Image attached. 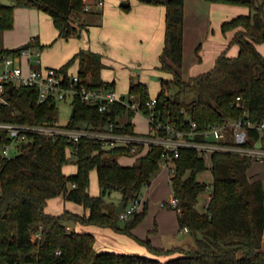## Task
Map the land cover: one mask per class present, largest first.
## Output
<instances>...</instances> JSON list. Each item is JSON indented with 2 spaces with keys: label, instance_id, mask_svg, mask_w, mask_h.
Segmentation results:
<instances>
[{
  "label": "trees",
  "instance_id": "trees-1",
  "mask_svg": "<svg viewBox=\"0 0 264 264\" xmlns=\"http://www.w3.org/2000/svg\"><path fill=\"white\" fill-rule=\"evenodd\" d=\"M15 1L13 6L0 0V32L14 28L15 8L19 5L37 7L47 13L60 38L81 37L87 27L82 20L87 13L85 0ZM138 1L166 7L165 46L158 69L171 78L160 77L155 112L162 119L171 118L174 125L181 127L188 116L203 129L222 124L225 119L245 118L248 112L252 121L264 122V55L257 47L264 43V0H207L247 7L250 12L221 25L224 34L235 31L229 47L237 44L238 55L221 53L213 68L189 81L183 78L185 0ZM123 9L129 11L131 7ZM29 48L43 50L45 46L35 37ZM22 51V48L9 50L0 46L1 53L17 55ZM76 63H79V76L91 87L115 89V82L102 78L106 65L101 54L81 50L58 69L67 76ZM193 85L198 95L187 101L185 95ZM129 94L147 114L152 101L148 86L132 78ZM38 96L35 88H8L9 105L0 104V121L60 123L58 102L51 99L38 103ZM73 107L75 113L68 121L71 127L83 120L104 125L125 111L123 105L115 104L111 112L102 113L79 97ZM134 116L135 112L131 111L130 117ZM133 129L131 122L125 126L126 131ZM252 134L255 138L256 132ZM7 142V133L0 131V149ZM164 154V148L156 146L137 158L135 164L124 166L118 159L130 156L126 148L104 149L93 141L72 144L65 138L53 140L45 136H35L23 144L15 157L5 158L0 154V264H264V184L249 174L252 162L248 158L220 153L211 157L214 183L205 211H200L198 204L209 186L199 182L197 174L207 169V160L193 149H183L178 158L171 160L179 227L196 236L195 247L190 250L156 248L149 238L141 239L134 234L147 214V202L125 226L119 225L116 209L105 210V198L112 191H120L125 204L139 197L161 170ZM71 164L77 165V172L66 174L64 168ZM92 170L98 174V196L90 193ZM188 172L190 175L186 176ZM60 196L89 212L65 210L59 215L46 212L48 201ZM164 206L172 207L167 202ZM71 224L110 228L133 238L155 257L99 252L96 237L70 230ZM177 253L180 255L166 261L159 259Z\"/></svg>",
  "mask_w": 264,
  "mask_h": 264
},
{
  "label": "built area",
  "instance_id": "built-area-1",
  "mask_svg": "<svg viewBox=\"0 0 264 264\" xmlns=\"http://www.w3.org/2000/svg\"><path fill=\"white\" fill-rule=\"evenodd\" d=\"M98 5L103 7L104 0H99ZM38 55L34 54L31 48L23 49L17 55L0 52V104L9 105L6 97L8 88H35L39 93L38 103L54 99L57 102L70 100L73 104L79 97L84 104L97 108L102 113L111 112L115 104L123 105L125 111L104 125H95L86 120L74 127L68 126V122L30 124L0 121V131L7 133L9 137V142L3 144L0 149L1 156L5 158L15 157L20 153L21 146L30 142L33 137L45 136L53 140L65 138L72 144L93 141L104 149L126 148L130 156L137 158L160 146L165 150L162 161L165 168H168L173 158L180 156L183 149L196 150L201 157L209 161L218 153L234 154L254 162L264 161V122L252 121L248 112L245 113V118L225 119L222 124L210 125L203 129L186 116L182 126L177 127L171 118L164 120L155 112L156 99H152L148 104L149 112L144 114L140 102L135 100L133 95L121 97L115 89L91 87L78 73L70 72L66 76L58 68H43L38 60H31L33 56ZM34 64L40 67L34 68ZM131 111L135 112V116L139 112L142 113L147 122V131L136 130L132 121L135 116L130 117ZM129 122L134 126L131 132L125 130ZM253 132H256L255 138ZM145 202L142 194L133 199L122 209L120 219L133 218L143 210ZM170 204L176 208L178 200L174 198Z\"/></svg>",
  "mask_w": 264,
  "mask_h": 264
},
{
  "label": "rangeland",
  "instance_id": "rangeland-1",
  "mask_svg": "<svg viewBox=\"0 0 264 264\" xmlns=\"http://www.w3.org/2000/svg\"><path fill=\"white\" fill-rule=\"evenodd\" d=\"M1 1L6 5H13V6L16 5L15 0H1ZM105 1L106 4L110 3L127 13L131 12L133 8L131 4L130 5L131 9L129 11H125L123 9L122 3L127 2V0H121L118 4H116V2L112 0H105ZM194 1L197 2V0ZM191 9H192V13L198 12L199 13L198 17H201L200 19L198 17H194V19L198 18V20H196L195 22L192 20L191 22V27H193L195 30L196 28L194 26L200 25L201 27L204 25L203 20L207 15V12L204 10V8L200 9V5H198V3L196 4L194 3ZM103 10L104 7H100L98 4L94 5L93 12H90L89 14L86 13L82 16V20L87 24V27L82 31L81 37L73 36L69 38L70 39L69 40L66 38L59 37L58 33L55 31L56 28L55 25L53 26L51 22L49 23L50 18L49 16L45 17L44 14L47 13H45L44 11L38 9L37 7H30L25 5L16 6L14 28L11 30L0 32V46L9 50L19 49L29 44L33 38L41 35L42 41H48L52 39L50 45L45 46V48L43 49V51H49L47 55L45 53L43 54L42 56L43 62L47 60L46 58L48 59L53 58L54 62H57L56 61L57 59L60 61L61 57L62 58L66 57L64 54L69 52L70 49H72L73 47L72 45L74 43L72 42V40L81 41L85 35L91 34V31H89L91 26L88 28V24L102 23L101 21H102ZM192 24H194V26ZM219 31H220V36H218L217 33L218 31L214 29L209 31L207 36L204 33H201V37L197 40L198 43L202 44L199 50V53L201 52V56H204L203 55L204 53L207 52L213 53L214 51H216V47H217L216 45L217 43H220L219 40L222 39L221 35L223 34V32L220 29ZM195 33L196 32H194V34ZM67 40L69 41L68 45H66ZM257 47L259 51L264 55V43L258 44ZM197 48L192 49L191 52L189 51V53L187 52L186 54V64L185 66H183V78L186 81H189L194 76V74L197 73V71H199L200 66L201 68L205 67L206 62H204V60L203 62L199 61L201 56L197 54ZM226 51L229 56H237L239 53V46L235 44L229 47L228 44V48L225 49L223 52ZM31 60L33 62H36L37 60L36 56H33ZM193 65H196V67ZM117 69L108 68L107 71L102 70V75L103 78L115 77L117 81L116 84L117 88L121 89V91H124V89H127V87H125L126 81L128 79L126 77L127 74L119 73ZM128 69L133 74L132 78L135 81H139L141 78H145V75L148 77L149 79L148 88L151 97H156L159 94L160 75L157 73V71H151V73L146 72V74H144L141 68L128 66ZM113 70L114 72H112ZM197 95H198V89L195 85H193L190 87L189 91L185 95V99L189 101L196 98ZM57 106L60 110L59 112H60L61 122L62 123L68 122L70 119L69 117L71 115V112L73 110L72 102L70 100L64 102H58ZM132 121L137 131L140 132L147 131V122L143 117L142 113L139 112L133 118ZM13 154L15 153L13 152ZM118 160L124 166H131L135 164L137 157L134 156L120 157ZM251 162L252 163L249 169V174L261 179L264 184V161H259V162L251 161ZM173 167H174L173 164L170 163L168 165V168H165L164 163H162L161 170L152 179L151 184L149 186H145L142 189V195L146 197V202L148 203V211L145 218L139 223V225L134 229L133 232L134 234H136V236H138L141 239L149 238L152 241L153 246H155L156 248L169 250V249L184 247L186 248V250H190L192 248H190L189 246L195 247L196 236L190 232H186L184 229L183 230L176 229L172 231L171 228L172 226H174L173 224L176 220L177 211L174 207H167L163 205L165 202L170 203L174 199V191L171 184V175L173 172ZM75 168L76 167H71L68 170L73 171ZM189 175L190 172L186 174V176ZM197 180L199 182L206 183L209 186V189L200 196L199 204H198L199 210L205 211L209 201V196L212 192V186L214 183V175L212 171L211 161L207 160V169L197 174ZM99 190L100 187H99L97 171L92 170L90 173V192L92 195L98 196ZM0 194H1V187H0ZM122 199L123 196L120 191H112L111 194H109L105 198V210L106 211H109L110 209L115 210L122 203ZM68 206L69 207L73 206V204L69 205L68 203ZM129 220L120 219L119 225L125 226V224ZM160 223L161 225H163L162 228L164 229L163 232L161 233L158 232L157 230ZM98 235L100 237L99 241L101 242L102 235L100 234ZM120 235H123V237L125 236L126 239L123 238L119 239L117 243L120 242L119 243L120 245L115 246L113 252L117 251L119 253H131V252L142 253L143 250H145L146 253H148V255L151 254L145 246L139 244L133 238L124 234H120ZM99 246L100 243H98L97 245L98 249ZM169 257L170 256H162L161 258L165 260V259H169Z\"/></svg>",
  "mask_w": 264,
  "mask_h": 264
},
{
  "label": "crops",
  "instance_id": "crops-1",
  "mask_svg": "<svg viewBox=\"0 0 264 264\" xmlns=\"http://www.w3.org/2000/svg\"><path fill=\"white\" fill-rule=\"evenodd\" d=\"M99 1V0H98ZM97 0H85L86 3V12L89 14L93 12L94 5L98 4ZM118 4L121 0H112ZM127 2L132 6L131 12L127 13L123 10H120L117 6H114L110 3L106 4L104 0V10L102 11V23L101 24H88V28L91 26L89 31L91 34H87L84 38L79 40H72L73 47L70 49L69 52L65 53L66 57L57 59V62H54L53 58L48 59L45 62L42 60V56L49 51H43L39 48H32L33 53H38V63L43 68H60L68 60H70L75 54L80 52L81 50H90L96 53H99L103 56V62L106 65V68L103 70H108V68H118L117 71L119 73L127 74L126 77L128 78L126 81L127 89L121 91V89L115 86V90L118 96H127L129 94L131 79L133 74L129 71L128 66H133L136 68H141L143 73L146 72L151 73V71H157V73L163 77L171 78V75L164 74L159 71L160 63V56L165 46V32H166V7L165 6H154V5H147L143 4L138 0H127ZM194 3H198L200 5V9L204 8L207 12V15L204 18V25L200 27V25L194 26L196 29L194 30L191 27L192 20L195 22L200 19L198 12L192 13V5ZM185 25H184V66L186 64V54L189 51L191 52L192 49L201 46V43H198L197 40L201 37V33H204L206 36L209 31L212 29L217 30L218 36H220L221 25L223 22L230 20L240 14H249V8L243 6H234V5H225V4H217L211 3L207 0H185ZM190 13V14H189ZM45 17L49 16L44 14ZM194 17H198L195 18ZM52 25L54 26V22L52 18L49 16ZM202 28V29H201ZM55 31L58 33V30L55 28ZM222 31V30H221ZM194 32H196L194 34ZM222 33V32H221ZM197 34V35H196ZM235 35V31L229 32L227 34H222V39L219 40L220 43H217L216 51L213 53H204V56H201V52L199 55L201 56L202 60L200 62H206L205 67H199V71L194 74V76L206 72L214 67L216 59L218 56L223 53L225 49L228 48V44L230 40ZM196 36V37H195ZM40 40V44L43 46H49L52 42V39L48 41H42L41 35L38 36ZM91 37V38H90ZM70 40V39H69ZM68 45L69 41L66 42ZM71 48V47H70ZM36 50V51H35ZM200 64V63H199ZM196 67V65H193ZM79 72V63H76L71 68V73H78ZM114 72V70L112 71ZM103 78V75H102ZM107 82H115L117 84L116 78H103ZM148 77L145 75V78H141L139 81L145 83L149 86ZM161 88V83H160ZM160 92V91H159ZM156 97H152V99H156ZM129 157V156H123ZM72 165V166H71ZM64 168L66 174H75L77 172V165L71 164ZM71 167H76L73 171H69L68 169ZM91 193V192H90ZM100 194V190H99ZM98 194V195H99ZM95 196V195H94ZM144 196V195H143ZM145 197V196H144ZM146 201V197H145ZM73 204V206H68ZM148 204V203H147ZM65 210H70L75 213L83 214L88 213V210H85L83 206L78 205L74 202L67 201L63 196L50 199L48 201V205L46 207V212L59 215L62 214ZM177 223V224H176ZM171 230L180 229L178 223V215H176V220L173 224ZM163 225L161 223L158 226V232H163ZM70 230H74L77 232L83 233H91L93 234L97 241H96V249L99 252L104 251H111L115 249V246L120 245L117 241L123 238L126 239L125 236L120 235L114 232L110 228H101L98 226H84L80 224H71L69 227ZM181 230V229H180ZM186 232H189L187 229H184ZM101 236V242L99 235ZM136 235V234H135ZM105 236V237H104ZM98 243H100L99 249L97 247ZM114 243V244H113ZM116 244V245H115ZM193 248L194 246H189ZM186 250L184 247H180ZM118 249V248H117ZM120 250V249H119ZM116 253H119L115 251ZM145 253V254H144ZM126 254H139L141 256L146 257H155L154 255L146 253L143 250L142 253H126ZM144 254V255H143ZM180 254L177 253L175 255H171L169 259L179 256ZM160 260L166 261L168 259L163 260L159 257Z\"/></svg>",
  "mask_w": 264,
  "mask_h": 264
},
{
  "label": "water",
  "instance_id": "water-1",
  "mask_svg": "<svg viewBox=\"0 0 264 264\" xmlns=\"http://www.w3.org/2000/svg\"><path fill=\"white\" fill-rule=\"evenodd\" d=\"M129 5H130V4H129L128 2H123V3H122V6H123V7H127V6H129ZM22 49H29V44H27V45H25L24 47H22ZM74 113H75V110H73L72 115H74ZM125 206H126L125 203L120 204V205L116 208V213H117V214H120L121 211H122V209H123Z\"/></svg>",
  "mask_w": 264,
  "mask_h": 264
}]
</instances>
